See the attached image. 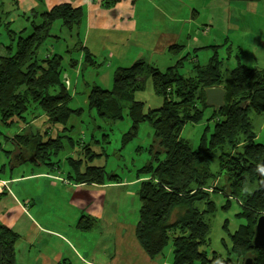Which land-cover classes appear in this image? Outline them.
<instances>
[{"label":"trees","instance_id":"16d2710c","mask_svg":"<svg viewBox=\"0 0 264 264\" xmlns=\"http://www.w3.org/2000/svg\"><path fill=\"white\" fill-rule=\"evenodd\" d=\"M25 18L30 22L29 35L23 37L19 33L15 46L9 44L0 53L1 123L10 125L13 118L26 121L27 117L32 126L26 123L30 131L4 140L13 147L8 152L12 169L29 162L50 165L49 157L63 149L66 137L54 135V130L58 133L60 127L61 132H71L67 123L75 110L68 107L70 98L60 80L62 57L37 54L50 37L53 25L59 23L60 27L74 30L76 42L67 52L85 54V63L95 64L78 35L83 18L81 8L61 4L48 11L32 10ZM13 33L9 32L11 40ZM211 48L214 50L208 63L200 66L193 62L192 74L187 77L179 69L183 59L189 56L163 72L142 61L120 67L114 73L111 96L102 99L91 95L90 106L108 119L119 117L125 109L129 111L132 123L122 136V146L136 135L140 123L147 122L152 128L153 139L147 150L151 160L135 173L136 180L144 179L136 192L140 208L135 238L145 259L162 255L170 244L172 257L167 264H232L233 258L243 263L248 257L253 264H264V250L253 247L256 220L264 215V192L259 187L264 142L256 141L248 116L249 111L264 116V71L239 64L225 77L217 49ZM171 49L179 51L177 47ZM192 58L196 61V57ZM75 64V61L71 63ZM147 73L163 103L160 108L143 113L142 103L133 99V92L141 89L139 80L146 78ZM210 87L226 90L225 105L216 112L212 109L211 118L216 120L213 132L208 141L203 139L197 150H193L180 137V132L186 122L201 120L207 109L203 90ZM85 148L87 159L98 156L89 146ZM215 157L219 162L217 174L223 180L220 184L209 168L210 160ZM68 166L66 179L73 184L122 182L117 174L107 173L102 167L83 168L81 159L69 158ZM217 194L226 198L222 209L227 210L234 201L239 207L235 216L245 220L233 233L229 231L228 220H224L223 233L231 243L225 257L212 249L209 239L211 221L217 214L213 200ZM82 217L83 229H91L98 222L95 217ZM17 240L18 234L0 223V264H16Z\"/></svg>","mask_w":264,"mask_h":264},{"label":"rangeland","instance_id":"374dc122","mask_svg":"<svg viewBox=\"0 0 264 264\" xmlns=\"http://www.w3.org/2000/svg\"><path fill=\"white\" fill-rule=\"evenodd\" d=\"M11 2V0H0L1 54L9 44L13 43L15 46L19 33L24 37L31 31L30 22L25 19L20 18L14 23L8 22V16L12 11L14 13L16 11ZM229 2L231 5L229 32L219 36L215 29H209L205 31L202 39L217 43L221 73L225 77L239 64L248 69L264 71V0H230ZM9 32H14L13 40ZM96 32V29L89 34L81 31L87 39L86 46L92 55L91 58L95 60V64L91 66L85 63V54L67 52V49L70 51L76 42V32L60 27L59 23L53 25L50 37L37 51L38 57L53 54L62 57L60 80L70 98L68 107L75 110L67 123V128L71 132H61L60 127H57L58 133L55 131L57 129L54 130V135L66 137L63 138V149L57 155L49 157L50 165L26 163L28 169L26 175L31 178L13 182L10 180V158L4 146L0 145V180L9 183L10 191L22 204L32 203L30 209L32 213L26 216L18 209L19 206L13 201L12 196L9 194L5 196L10 199L16 210V216L5 221V224L15 226L18 230L16 244L21 250L16 256V264H59L64 260V264H100L98 262H101L102 258L103 264H108L111 258L112 264H167L171 261L170 244L165 247L162 255L149 261L143 259L135 238V226L140 208L139 197L131 190L132 187H123L128 186L130 179H135V173L151 160V154L147 152L153 139L151 126L147 122L140 123L136 135L122 146V136L129 131L132 123L129 111L125 109L115 119L104 118L98 114L94 106H90L89 99L91 95L102 99L111 96L116 69L124 67L122 65H128L127 67L132 65L129 63L130 57L134 52L143 50L138 49L136 46L139 44L133 43L134 41L124 43L119 33H103V37H100L96 36ZM136 38L137 36H131L133 40ZM210 56L211 53L207 57L199 54L197 56L199 64H207ZM189 57L191 59L192 55ZM171 58L172 56L168 54H149L148 50L142 56L147 65H157L160 71L170 66ZM74 61L76 64L72 66L71 63ZM190 68V60L183 59L179 72L183 76H190L192 74ZM133 99L142 103L143 113L149 109H158L163 103V98L154 92L152 79L148 73L141 82V89L133 92ZM211 114L212 109L207 108L199 122H186L183 125L180 137L187 141L193 150H197L203 139L208 141L210 138L216 121L212 120ZM248 116L256 133V141L263 143L264 116H257L253 111H249ZM12 120L14 122L10 125L2 124L0 120V140L3 142L7 137L23 135L30 131L26 125L29 123L27 117L26 121L17 118ZM70 140L73 142L71 143ZM85 145L98 156L87 159ZM69 158L81 159L83 168L86 165L102 167L107 173L117 174L124 182L123 188L105 184L99 189L102 191L103 214L102 219L98 218V222L93 224L91 229L80 227L82 216L86 213L83 207L75 203L71 205L75 195L72 194L71 186L63 181L69 172ZM209 168L218 177L217 184H220L222 176L217 174L219 162L216 157L210 160ZM81 188L80 194H85L88 188L84 186ZM86 195L92 197L87 193ZM77 199L82 203L86 196L84 195V198L79 196ZM213 200L217 206V214L211 221L210 244L213 250L225 257L231 248V243L223 233L224 220H228L231 233L239 224H244L245 220L235 216L239 210L236 202L233 201L230 207L224 210L221 207L226 200L223 195L217 194ZM31 224L41 228L36 227L34 230ZM38 229L40 230L37 231ZM33 234L37 236L35 241L31 242ZM232 264L243 263L233 258Z\"/></svg>","mask_w":264,"mask_h":264},{"label":"crops","instance_id":"0c3cea01","mask_svg":"<svg viewBox=\"0 0 264 264\" xmlns=\"http://www.w3.org/2000/svg\"><path fill=\"white\" fill-rule=\"evenodd\" d=\"M13 3L12 13L8 16V22H16L18 19H25L32 10L48 11L51 8L61 5L70 4L72 7H79L83 11V18L80 27L78 28V35L82 44L86 46V37L82 35L81 31L89 34L90 31L96 29V36L103 37V33H119L121 40L124 43H138L136 46L142 52H134L130 57V62L134 64L136 61H142L145 64V59H142L144 52L154 55L172 56L169 67L174 66L180 59L185 56L192 55L196 57L186 60H190V65L193 62L199 64L197 56L203 54L207 57L209 53L213 55L211 47H216L215 41L203 40L202 36L209 31V29H215L216 32L223 36L224 33H228L230 29L229 25V13L231 10L230 0H11ZM82 29V30H81ZM137 36L136 40L131 39V36ZM219 36H217L219 38ZM135 39V37H134ZM218 42V41H217ZM227 41H225V44ZM171 47H177V49H171ZM88 48V47H87ZM145 48V49H143ZM171 49V50H170ZM174 51V52H172ZM218 54V50H217ZM210 56V57H211ZM208 58V61L210 59ZM219 57V54H218ZM174 61V63H172ZM128 64V63H127ZM151 65V64H150ZM206 65V64H205ZM126 68L128 65H122ZM131 66V65H130ZM158 69L157 65H151ZM166 68V69H167ZM160 70V69H159ZM165 71V70H164ZM163 72V71H162ZM37 124V123H34ZM39 124V123H38ZM0 145H3L6 152H11L13 147L9 143L0 140ZM11 147V148H10ZM28 169L26 163L15 168H11V181H24L31 177L26 175ZM135 178V177H134ZM128 186L121 183H110L108 186L115 185L120 188L132 187L133 192H137L140 182L144 179H130ZM64 183L71 186L72 194L75 198L71 200V205H77L83 207V211L86 216L102 219L103 207H102V191L103 185H80L73 184L72 180L63 179ZM124 185V186H123ZM82 186L87 187L85 194L82 193ZM123 186V187H122ZM119 188V187H118ZM100 192V193H99ZM87 194L92 197H87ZM99 193V194H97ZM6 194L12 196L13 201L19 206V210L24 212L26 216H30L32 213V203L25 202L22 204L10 191L9 183L0 180V223L11 228L15 233L18 230L15 226H11L6 220H11L16 216L15 207L10 203V199L6 198ZM86 199L84 202L79 201L77 198L81 196ZM75 203V204H74ZM84 215V214H83ZM6 216V217H5ZM99 220V219H98ZM33 225V229L40 227L36 224ZM41 228V227H40ZM38 229L37 231H39ZM48 231V230H46ZM43 232V229H42ZM45 233V232H43ZM35 234L31 236V242L36 239ZM16 256L21 250L20 246L15 244ZM141 253V252H140ZM143 257V256H142ZM17 258V257H16ZM144 260L145 257H143ZM112 260V258H111ZM111 260L108 264H112ZM116 259H114L115 261ZM148 261V260H146ZM100 264L104 263L102 258Z\"/></svg>","mask_w":264,"mask_h":264},{"label":"water","instance_id":"95a60500","mask_svg":"<svg viewBox=\"0 0 264 264\" xmlns=\"http://www.w3.org/2000/svg\"><path fill=\"white\" fill-rule=\"evenodd\" d=\"M144 77L139 81H144ZM205 106L218 111L225 105L226 90L222 87H210L203 90ZM259 187L264 192V152L259 163ZM253 247L264 250V215L257 218L253 233ZM147 260V259H146ZM243 264H253L252 258H246Z\"/></svg>","mask_w":264,"mask_h":264}]
</instances>
